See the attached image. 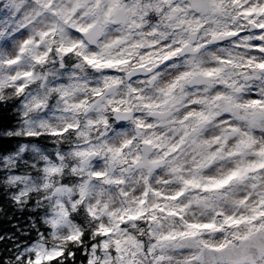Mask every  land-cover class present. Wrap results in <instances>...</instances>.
<instances>
[{"label":"snow or ice","instance_id":"6c2138e0","mask_svg":"<svg viewBox=\"0 0 264 264\" xmlns=\"http://www.w3.org/2000/svg\"><path fill=\"white\" fill-rule=\"evenodd\" d=\"M0 264H264V0H0Z\"/></svg>","mask_w":264,"mask_h":264},{"label":"trees","instance_id":"16d2710c","mask_svg":"<svg viewBox=\"0 0 264 264\" xmlns=\"http://www.w3.org/2000/svg\"><path fill=\"white\" fill-rule=\"evenodd\" d=\"M13 120V114L11 112H0V124L7 123ZM6 225L0 226V229L6 228Z\"/></svg>","mask_w":264,"mask_h":264}]
</instances>
